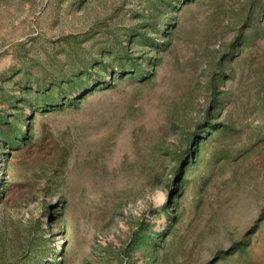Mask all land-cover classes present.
<instances>
[{"label": "rangeland", "instance_id": "rangeland-1", "mask_svg": "<svg viewBox=\"0 0 264 264\" xmlns=\"http://www.w3.org/2000/svg\"><path fill=\"white\" fill-rule=\"evenodd\" d=\"M0 264H264V0H0Z\"/></svg>", "mask_w": 264, "mask_h": 264}]
</instances>
